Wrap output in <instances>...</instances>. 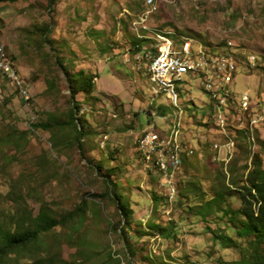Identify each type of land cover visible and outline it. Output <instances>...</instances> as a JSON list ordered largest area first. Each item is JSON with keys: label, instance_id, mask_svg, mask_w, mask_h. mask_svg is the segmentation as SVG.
I'll use <instances>...</instances> for the list:
<instances>
[{"label": "rangeland", "instance_id": "374dc122", "mask_svg": "<svg viewBox=\"0 0 264 264\" xmlns=\"http://www.w3.org/2000/svg\"><path fill=\"white\" fill-rule=\"evenodd\" d=\"M145 3L146 0H57L50 7L49 0L0 1V51L9 57L21 80L20 87L30 97L26 105L11 83L0 80V136L11 129L29 131L22 152L16 154L13 148L0 146V212L15 207L11 199L14 192L25 197L33 214L42 202L57 216L75 214L74 221L43 237L48 242L51 238L58 240L59 256L65 264H116L106 261L108 253L120 264L236 262L245 242L238 240L236 249L224 248L210 234L217 227L213 216H208L206 222L197 216V206L210 199L209 188L215 186V176L226 169L219 160L221 152L210 150L212 142L219 138L211 134L210 125H205L208 118L216 117V106L195 75L189 85L176 83L183 111L182 131L195 148L194 155L185 158L188 165L179 168L182 172L177 189L191 180L195 186L199 184L205 196L194 198V193L189 192L186 198L178 196L177 191L168 208L161 199L166 189L164 178L137 155L135 141L143 131L152 128L160 130V135L168 134L179 110L165 92L159 95L147 72L144 51H135L138 46L150 47L151 42H137L134 32L144 37L156 31L173 36L176 43L193 40L195 49L203 44L217 55H228V47L233 44L240 65L232 90L236 94L248 90L253 99L264 92V0H154L152 6ZM146 13L150 14L145 21ZM46 25H50L48 43L41 41L37 32L39 26ZM250 55L256 58L253 66L246 64V56ZM56 58L68 75L81 71L93 77L91 94L75 96L80 104L78 117L85 128L82 151L64 142L59 153L50 141L54 136L58 140L57 133L61 131L30 128L39 122L51 123V119L65 120L71 106L67 75ZM242 135L245 136L237 135V150L228 164L239 178L251 153ZM255 139L254 153L264 161V127L257 130ZM231 145L225 143V147ZM197 152L201 156L197 157ZM11 157V163L6 164ZM109 171L112 175L107 177ZM108 181L114 182L118 197L128 203L132 212L127 242L117 232L118 225L125 221L107 195L111 188ZM153 194L158 201L152 199ZM230 203L233 208L239 206L234 198ZM77 206L83 212H75ZM151 224L163 228L164 234L150 231ZM226 232L235 240L231 231ZM138 234L147 235L137 237ZM125 244L130 255L125 252Z\"/></svg>", "mask_w": 264, "mask_h": 264}, {"label": "trees", "instance_id": "16d2710c", "mask_svg": "<svg viewBox=\"0 0 264 264\" xmlns=\"http://www.w3.org/2000/svg\"><path fill=\"white\" fill-rule=\"evenodd\" d=\"M0 1L14 2L16 0ZM56 2L57 0H49V6L52 7ZM162 30L170 31L166 29ZM37 32L41 41L48 43L50 25L39 26ZM134 36L137 42H150L147 39H138L135 32ZM147 48L150 49L149 46H138L135 48V51L139 49L137 53L144 51L145 54ZM155 54L156 50L153 48L152 55L154 56ZM6 57L12 64L7 54ZM56 61L61 66L62 71L67 75L66 81L69 84L68 89L70 92L71 106L67 112L66 119H51V123L48 121L39 122L30 128L31 131L42 130L51 133L61 131L62 133H57V136H59L58 140L54 136L50 141L51 147L59 153L62 152L61 145L64 142L82 151L81 140L85 136V128L82 118L80 116L78 117L80 104L76 102L75 96L79 93H83L85 96L91 94L93 77L87 76L81 71L68 75L61 60L56 58ZM173 107L179 110L177 115L181 114L182 117L183 111L180 110L178 102L177 106ZM28 134L29 131L18 132L17 129H11L5 132L2 137L0 136V146L2 148H13L16 151L15 153L18 154L25 149L28 142L26 138ZM243 137L245 138V136ZM11 159L13 158H7L5 163H11ZM186 159H184L183 164L188 165V160ZM199 161L197 159V162ZM158 164V157L154 155L151 160V168L154 171H158L157 174H160ZM243 167V173L240 178L237 174H234L232 169L228 168V165L226 171L222 169L223 173H217L214 182L215 186L209 188L210 199L197 206V216L205 222L208 216H213L217 227L215 230H211L210 234L212 235L213 241L222 245L224 248L236 249L238 248V240L245 242L244 248H241L243 251L241 252L240 250L239 260L226 264H264V161L258 154L254 153L251 157L250 165L248 166L246 164ZM181 172L179 170L175 175L176 196L178 191V196L188 198V194L192 192L194 193V198L200 197L202 199L205 194L201 191V187H198L199 184L195 186L194 181L189 180L185 182L183 188L177 189V185H179L178 175ZM109 173L110 171L107 172V177L112 175ZM243 174H245L244 178H242ZM108 185L111 188L107 195L110 199L114 200L118 214L125 221L123 225H118L117 232L119 237L124 242H127L129 241L128 231L130 229L132 212L129 209L128 203L121 202L114 189L116 188L114 182L108 181ZM161 196L159 197L166 201L167 207L169 208L174 200L169 201L167 193ZM231 198L239 202L237 208L231 206ZM11 199L15 207L8 212H0V264H65L59 256L58 248L60 244L58 240L51 238L48 242L46 241L47 237H43L50 235L54 230L65 227L69 222L74 221L75 214L70 212L57 216L44 202L40 204L37 213L33 214L24 196L13 192L11 193ZM152 199L158 201L155 194H153ZM78 210L83 212L80 206L76 207L75 212H78ZM206 229L209 230L210 228ZM149 230L159 235H163L165 231L155 224L149 225ZM227 230L233 233L235 240L228 235ZM142 235L147 234H138L137 237ZM124 247L126 248L125 252L127 255H130L129 247L126 244ZM106 261H114L116 264H120L119 260L114 258L110 253L107 254Z\"/></svg>", "mask_w": 264, "mask_h": 264}, {"label": "bare ground", "instance_id": "6f19581e", "mask_svg": "<svg viewBox=\"0 0 264 264\" xmlns=\"http://www.w3.org/2000/svg\"><path fill=\"white\" fill-rule=\"evenodd\" d=\"M153 3L154 0H146L145 4L147 6H152ZM149 14L150 13H146L144 15L145 21ZM136 25L137 23H134V26ZM135 34L140 40H149L151 42L150 47L152 50L153 48L156 50L154 56L152 55V52L145 51L146 53L144 54V57L147 61V72L150 75L151 80L158 87V91L165 92V95L170 100L171 104L177 106L178 97L176 83L182 82L181 76L185 74V68L182 62H174L176 58V50H183V45L185 44L193 47V43L195 42L193 40H186L182 43H176L173 40V36L169 38L164 34H156V31L151 32L150 35H144V37L140 36L137 33V30H135ZM161 46H164L167 50L164 57V67H171L173 65V73L177 76V79L158 76V73L154 69L155 63L161 58ZM228 48L231 50V47ZM209 55L225 58V65L222 64L221 60L213 61V69H216L215 75L207 74V71H212L211 56ZM196 58H202V64L194 65V75L204 83V90L211 96L212 101L216 106V117L214 119L208 118L205 122L206 126L210 125L208 128L210 129L211 134L219 138L218 142H212L210 150L220 153V140L225 141V143L231 142L232 144L230 147H225L227 150L223 153V157L219 158L224 165L223 168L226 169L227 165L233 158V153L237 150L235 140L238 134L243 133L246 136L250 145L249 150L252 153L256 149L255 136L257 130H259L261 126L264 127V92L252 96L253 99L250 96V101H243V103L242 98L237 97L235 91L232 90V85L236 84L234 77L238 73L240 60L235 55L233 49L228 55H217L212 53V48L199 44L196 47ZM194 60L195 52L186 53V62H194ZM4 65L6 68L11 69V72L17 77L16 70L1 50L0 69H4ZM0 79L5 80V77L0 76ZM18 82L20 85L21 80L19 79ZM218 82L220 85H218ZM221 85H223V92ZM256 97L260 100H257ZM252 102H257V113L254 114ZM233 104L234 107H231ZM223 105L225 106L224 111ZM182 122L181 114H178L173 121V126L169 133L166 135H160V140L152 141L151 151L146 152V157H141L144 161L151 164L154 155H156L159 160V153L170 152V157L174 160L176 165L175 168H170L167 172V185H165V192L169 196V201H172L176 195V172L179 171L180 166L183 164V160L185 158L189 159V157H192L195 153V148L191 146L189 140L184 137ZM220 133L224 134L226 138ZM140 138H143V136ZM136 142L137 141H135V145L138 147L139 151V144ZM199 156L201 155L198 153L197 157ZM199 160H201V157Z\"/></svg>", "mask_w": 264, "mask_h": 264}, {"label": "built area", "instance_id": "2783aa9c", "mask_svg": "<svg viewBox=\"0 0 264 264\" xmlns=\"http://www.w3.org/2000/svg\"><path fill=\"white\" fill-rule=\"evenodd\" d=\"M233 44H230L231 50ZM166 48L161 46V58L155 63V71L158 73V76L161 77H168L172 79H177V76L173 73V65L171 67H164V57L166 55ZM188 52H195V60L194 62H186V53ZM211 56V63H212V71H207V74H216V69H213V61L214 60H221L222 64L225 65V58H220L218 56ZM256 61L254 56H246V64L253 66ZM174 62H182L185 68V79H182V82H186L187 85L190 84L191 78L194 75V65L195 64H202V58H196V49L195 47L187 46L186 44L183 45V50H176V58ZM205 67V66H204ZM0 76L5 77V80L12 84L15 88L17 93H21L22 97L26 101V105L29 104L30 97L25 96V88L20 87L17 77L11 72V69L6 68L4 65V69H0ZM218 85L219 82H218ZM222 92H223V85ZM160 95V92H159ZM250 93L248 90L237 94V97L242 98L243 101H250ZM253 107V114L257 113V102H252ZM225 106L223 105V111ZM204 124V119H203ZM154 140H160V130L155 131L152 128L143 131V138H137V142L139 144V152L137 155L139 157H146V152L151 151V142ZM219 149L221 150V157L223 153L227 150L225 149V143L221 141ZM159 168H160V175L164 178L165 185H167V172L170 168H175L176 163L170 157V152L168 153H159ZM164 185V187H165ZM166 194V193H165Z\"/></svg>", "mask_w": 264, "mask_h": 264}, {"label": "clouds", "instance_id": "9594fccd", "mask_svg": "<svg viewBox=\"0 0 264 264\" xmlns=\"http://www.w3.org/2000/svg\"><path fill=\"white\" fill-rule=\"evenodd\" d=\"M238 141V140H237ZM251 152V151H250ZM254 154V152L252 153H250V156H249V159H248V161H247V165L249 166L250 165V162H251V157H252V155Z\"/></svg>", "mask_w": 264, "mask_h": 264}, {"label": "crops", "instance_id": "0c3cea01", "mask_svg": "<svg viewBox=\"0 0 264 264\" xmlns=\"http://www.w3.org/2000/svg\"><path fill=\"white\" fill-rule=\"evenodd\" d=\"M149 46V45H148Z\"/></svg>", "mask_w": 264, "mask_h": 264}]
</instances>
